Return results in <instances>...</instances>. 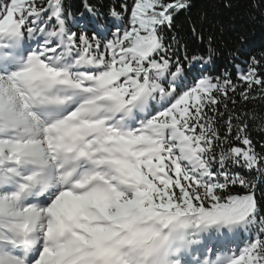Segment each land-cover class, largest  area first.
Wrapping results in <instances>:
<instances>
[{"label": "snow or ice", "instance_id": "obj_1", "mask_svg": "<svg viewBox=\"0 0 264 264\" xmlns=\"http://www.w3.org/2000/svg\"><path fill=\"white\" fill-rule=\"evenodd\" d=\"M83 7L0 0V264H264V51L211 71L192 0Z\"/></svg>", "mask_w": 264, "mask_h": 264}, {"label": "trees", "instance_id": "obj_2", "mask_svg": "<svg viewBox=\"0 0 264 264\" xmlns=\"http://www.w3.org/2000/svg\"><path fill=\"white\" fill-rule=\"evenodd\" d=\"M86 2H90L99 12L107 13L110 6L118 7L121 0H65V7L76 16L84 11L83 5ZM226 3H230L231 6L225 7ZM190 20L196 22L205 36L208 34L207 30L211 29L217 37L218 56L211 71H218L225 66L230 67L229 53L239 50L241 57L246 58L249 54L264 51V5L257 10L252 7V0H192L191 9L175 18L174 32L182 41L187 42L190 53L198 54L204 49L189 31ZM69 26H72L71 18ZM166 34L171 36L173 33ZM247 108L257 115H264V100H253ZM253 136L256 140L264 138L255 132ZM233 191L242 190L235 188ZM257 198L264 201V187H258Z\"/></svg>", "mask_w": 264, "mask_h": 264}, {"label": "rangeland", "instance_id": "obj_3", "mask_svg": "<svg viewBox=\"0 0 264 264\" xmlns=\"http://www.w3.org/2000/svg\"><path fill=\"white\" fill-rule=\"evenodd\" d=\"M243 240H241V241H237V244L239 245V246H242V244H243Z\"/></svg>", "mask_w": 264, "mask_h": 264}]
</instances>
